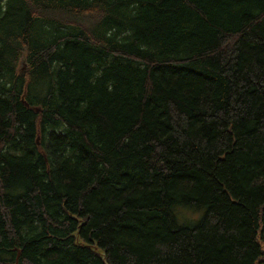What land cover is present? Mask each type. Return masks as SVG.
<instances>
[{"label": "trees", "instance_id": "16d2710c", "mask_svg": "<svg viewBox=\"0 0 264 264\" xmlns=\"http://www.w3.org/2000/svg\"><path fill=\"white\" fill-rule=\"evenodd\" d=\"M263 262L264 0H0V264Z\"/></svg>", "mask_w": 264, "mask_h": 264}, {"label": "rangeland", "instance_id": "374dc122", "mask_svg": "<svg viewBox=\"0 0 264 264\" xmlns=\"http://www.w3.org/2000/svg\"><path fill=\"white\" fill-rule=\"evenodd\" d=\"M203 214V209H197L187 206H178L175 210V215L179 223L190 224L200 219ZM264 264V262L262 263Z\"/></svg>", "mask_w": 264, "mask_h": 264}, {"label": "water", "instance_id": "95a60500", "mask_svg": "<svg viewBox=\"0 0 264 264\" xmlns=\"http://www.w3.org/2000/svg\"><path fill=\"white\" fill-rule=\"evenodd\" d=\"M101 257H102V259L104 260L105 256H104V254H103V253H101Z\"/></svg>", "mask_w": 264, "mask_h": 264}, {"label": "bare ground", "instance_id": "6f19581e", "mask_svg": "<svg viewBox=\"0 0 264 264\" xmlns=\"http://www.w3.org/2000/svg\"><path fill=\"white\" fill-rule=\"evenodd\" d=\"M84 247V246H83Z\"/></svg>", "mask_w": 264, "mask_h": 264}]
</instances>
